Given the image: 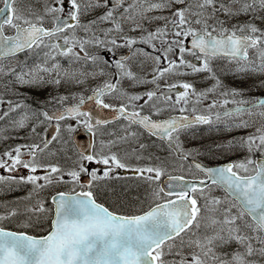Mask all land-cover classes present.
Instances as JSON below:
<instances>
[{"label":"snow or ice","instance_id":"1","mask_svg":"<svg viewBox=\"0 0 264 264\" xmlns=\"http://www.w3.org/2000/svg\"><path fill=\"white\" fill-rule=\"evenodd\" d=\"M260 14L264 0H0V143L23 141L0 152V190L31 186L11 204L0 201V264H264V96L246 97L220 75L264 77ZM241 16L252 19L230 23ZM34 50H43L39 62L18 61ZM61 59L80 67L65 69ZM189 75L208 86L179 79ZM106 76L114 79H100ZM98 79L87 96L52 95L38 108L21 91ZM124 83L154 87L140 94ZM254 86L264 91V79ZM88 101L123 121L119 133L83 110ZM69 121L92 136L99 130L98 144L72 153ZM197 125L247 131L207 151L215 157L239 147L248 155L224 164L197 160L202 153L181 141ZM145 136L169 156L149 152ZM20 169L28 175H15ZM119 170L132 173L145 197L113 190L106 206L101 197ZM133 204L140 207L124 211ZM37 228L43 234L27 231Z\"/></svg>","mask_w":264,"mask_h":264},{"label":"rangeland","instance_id":"2","mask_svg":"<svg viewBox=\"0 0 264 264\" xmlns=\"http://www.w3.org/2000/svg\"><path fill=\"white\" fill-rule=\"evenodd\" d=\"M33 3L35 4V0H25V3ZM24 5H21V7H23ZM36 7H39V5H36ZM260 15H264V14H260ZM252 19L251 16H241L233 21H231L230 23H243L245 21H248ZM256 25L258 27H260L261 29H264V20H261L259 18H257L255 21ZM137 34V33H134ZM138 35V34H137ZM41 59V58H40ZM67 62V61H66ZM215 65H223L224 62L223 61H214ZM63 66L67 67V64H63ZM72 66H68V68H71ZM67 68V69H68ZM89 71H92V69H88ZM221 79L223 80L224 84L228 87H232V88H237V89H244L245 90V95L246 97H257V96H261L264 95V91L261 90H257V88L254 86L255 84H257L259 82L260 79H264V77H260V76H240V75H236L232 72H222L221 74ZM189 81H200L201 82V86L206 87V85L208 86L207 83L204 82V80L202 79L201 76H192L189 75ZM175 79V78H174ZM96 81V80H95ZM93 80H89L88 83H86L85 85L82 86H76L74 84H63V86L59 87L58 89L55 86L52 85H45L42 88H36V89H29V88H24L21 91H23L29 100H32L38 104H43V102L46 100V98H49L52 95H57V94H69V93H83L84 95L87 94L86 89L91 86L92 82H95ZM3 83L0 82V89L2 87ZM197 88V87H196ZM202 89L200 87L197 88ZM1 91V90H0ZM32 106L37 105L35 103H29ZM52 105H48V107H51ZM251 129H249L250 131ZM203 139H200V142L198 141V144H191V142H189V144L186 146V149L188 150H199L202 155L201 156H197L196 159L197 160H201L205 163H211V164H215L218 162H224V161H237V160H241L244 159L248 153L239 148V147H233L231 149H227V150H216L218 152V154L215 157H212L207 149L210 147H214L216 144H219L225 140H230L232 139V137H241V136H245L247 135V131H232V132H227L224 130V128H209V130H205L203 133ZM20 136H24L26 135V131H22L19 133ZM107 139V138H105ZM190 140V139H189ZM23 141L21 140H16V139H11L10 140V144L15 145L16 143H21ZM144 142V141H143ZM9 147V146H7ZM59 148V147H56ZM55 148V149H56ZM5 150V148L1 149L0 152H3ZM72 153H75L73 149ZM150 151H155L156 153L159 152V150L157 149V147H153ZM258 155V154H257ZM57 160L59 159L58 157H56ZM59 162L61 164H65V161L63 159H59ZM146 161H141V163H145ZM135 163V161H134ZM0 172H2V170H0ZM120 174V172H119ZM118 174V176H119ZM28 174H23V175H17L18 177H26ZM120 179V178H119ZM118 180V179H117ZM125 179V183H124V188H121L119 191L121 190H127V189H131V191H129L128 195H129V199L130 200H136V199H143L144 194L141 192L140 193V189H137L136 186L133 187H129L131 185H136V184H128L126 183ZM30 185H17V188L15 190L9 191L7 190V188L0 190V201L4 202V203H8L11 204L16 198L18 197H23L26 195L27 191L30 189ZM70 187V185L68 186H57L56 189L51 190L52 194L55 193L56 190H68V188ZM114 185H112L111 188L108 189V193L111 194L113 191ZM117 185L115 186V191H116ZM117 191V192H119ZM144 192V189L142 190ZM212 195H222L221 192H213ZM111 197V195H109ZM110 202L112 203V198L110 200ZM109 202V203H110ZM110 203V204H111ZM136 204H133L131 207H126L125 210L127 211H132L134 210L136 207ZM12 227L15 228H19L18 226L12 225ZM29 230H33V231H37L38 232H42L40 234H43V230L42 229H29ZM39 234V235H40ZM235 245H232L231 247L222 249V251H231L232 248H234Z\"/></svg>","mask_w":264,"mask_h":264},{"label":"flooded vegetation","instance_id":"3","mask_svg":"<svg viewBox=\"0 0 264 264\" xmlns=\"http://www.w3.org/2000/svg\"><path fill=\"white\" fill-rule=\"evenodd\" d=\"M125 27H127V25L125 26ZM132 35H137V34H134V33H131ZM127 50L126 49H124V50H117L116 51V53H115V55L118 57L119 55H121L123 52H126ZM101 55H103L104 56V58L106 59V60H112L113 58H112V56H110L107 52H101ZM43 56V50H34L33 52H30V53H22V54H20V56L18 57V61L20 62V63H23L25 60L27 61V63L29 64V65H31V64H33V63H35V62H39V60H40V58ZM67 60H65V59H61V62L62 63H65V64H67L68 66H72V67H75V68H79L80 67V65H78V64H76V65H70L69 64V62L67 61ZM68 66L66 67V68H68ZM89 69H91V68H89ZM149 71H150V69H149ZM100 79H114V77H111V76H106V77H103V78H100ZM100 79H98V80H96L95 82H92L91 83V86H95L97 83H99L100 82ZM179 79H183V78H179ZM173 80H174V78L172 79V80H169V81H167V82H165V81H160V85H161V88H164L165 87V84L166 83H171V82H173ZM185 80V79H184ZM187 80V79H186ZM123 87L124 88H126V89H128L130 92H138V93H140V94H143V92L146 90V88L147 89H151V88H153L154 86L153 85H151V84H149V85H147L146 86V88L145 87H137V88H131L127 83H124V85H123ZM1 91L3 90V88H1L0 89ZM90 93L89 92H87V95H89ZM113 103H116L115 101H112ZM28 103H35V104H37V105H34L33 106V108H38V107H40V104H38V103H36V102H34V101H32V100H29L28 99ZM68 103H73V102H71V100L68 102ZM140 103H143V101H141ZM54 107H57V106H55V105H52L51 107H49V110L51 111V110H53V108ZM148 111V109L147 108H145V112H147ZM173 115L175 114V113H172ZM167 115V114H166ZM70 123H72L73 125H74V127H75V131L78 129V128H80V127H83V126H75V121H69ZM123 123V121L122 120H120V121H113V122H110L108 125H107V129H106V131H108V130H115V131H117V133H119V130H120V128H119V126H120V124H122ZM202 127H199V125H197V126H194L193 128H191L190 129V131H193V132H195L194 134H192L190 137H188V130H186V131H184L182 134H181V141L183 142V144H184V147L186 148V146L189 144V139H191V144H198V141L200 142V139H203L204 137H203V132H204V126L203 125H201ZM0 127H6V125H3V124H0ZM213 127L214 128H223V126L222 125H213ZM26 131V130H25ZM74 131V132H75ZM74 132L71 134V135H73L74 134ZM8 135H14L13 133H11V132H8L7 133ZM95 137V143H97L98 144V142H99V140H100V135H99V130H97V134L94 136ZM104 138H108L107 136H105ZM143 139V141H145V143L146 144H149V145H151V147H157V148H159V150L163 153V156H161V158L162 159H164V158H167L168 156H169V150L167 149V146L166 145H162L158 140H156L155 138H147L146 136L145 137H143L142 138ZM10 140L11 139H9V140H7V141H4V142H2V143H0V148L1 149H3V148H7V146H11L12 144H10ZM72 148H73V142L71 143V145H70ZM54 149L56 148V147H59V145H56V144H53V146H52ZM150 147V148H151ZM46 160H51L52 162H56L57 161V158L56 157H46ZM119 172H120V174H119ZM15 174H28V172H27V170H25V169H20L17 173H15ZM118 174H119V178H118V180L117 179H114V180H112V181H109L108 183H110V185H114V188H113V190H115V186L117 185V188H116V191H119L121 188H124V183H125V179H127L126 180V183H128V184H131V183H133V179H132V173H130V172H124L123 170H119L118 171ZM133 184H135V181H134V183ZM133 186H136V185H131V186H129V187H133ZM143 190V188H140V193L142 192V193H145V192H143L142 191ZM110 195V194H109ZM102 198H103V200H106V201H110L111 200V197L110 196H108V197H103L102 196Z\"/></svg>","mask_w":264,"mask_h":264},{"label":"water","instance_id":"4","mask_svg":"<svg viewBox=\"0 0 264 264\" xmlns=\"http://www.w3.org/2000/svg\"><path fill=\"white\" fill-rule=\"evenodd\" d=\"M76 140L78 141V144H79L80 148H82V147L87 145L86 139L84 137H82V136H77Z\"/></svg>","mask_w":264,"mask_h":264}]
</instances>
